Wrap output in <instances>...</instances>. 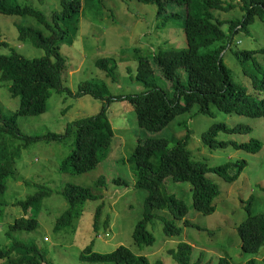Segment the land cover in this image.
<instances>
[{
    "label": "rangeland",
    "instance_id": "rangeland-1",
    "mask_svg": "<svg viewBox=\"0 0 264 264\" xmlns=\"http://www.w3.org/2000/svg\"><path fill=\"white\" fill-rule=\"evenodd\" d=\"M238 1V0H230ZM42 11L48 20L52 13L60 9V0H19ZM94 4V3H92ZM86 7L76 21H61L62 28L69 30L68 38L60 45L64 57L65 71L63 84L72 93L78 90V84L84 82L105 83L108 90L115 95H131L146 90L148 84L140 83L135 78L140 56L152 55L158 49L185 50L188 48L185 36L186 7L169 5L165 15L178 13L183 19H171L165 25L163 17H157L153 5L143 4L138 0H101L100 8ZM86 5V4H85ZM221 18H240L242 13L235 10L229 14L217 13ZM18 26H28L43 30L33 17L3 16L0 14V55L17 52L27 58H40L44 51L30 42L18 40ZM77 26V32L72 27ZM48 35V33H46ZM215 45L208 50H214ZM264 48V24L257 18L250 27V35L239 34L235 37L231 49L224 52V62L236 82L251 88L250 74L244 72L243 66L234 52L256 51ZM100 58L111 59L116 68L117 80L101 75L96 66ZM257 60L264 66V55L257 54ZM246 68L252 71L251 63ZM152 81L173 94V87L162 78L158 67ZM187 80L186 73L181 72ZM151 82V83H152ZM8 83L0 82V108L12 116L19 106V97H13ZM102 101L91 95L76 97L65 90H55L49 98L47 111L41 116H19L17 122L22 130L30 135H44L49 132L63 133L69 122L97 115ZM198 108L178 117L159 134L167 137L171 145L188 134L192 129L189 149L193 157L205 160L209 166H218L229 161L246 160V166L239 178L228 183L224 178L214 174L209 177L218 184L220 193L216 197V210L211 215H203L195 210L193 191L190 182H177L167 178L169 192L182 197L188 205L189 214L185 221L176 220L183 228L180 237L169 238L164 234L163 222L156 219L147 226L155 237L152 246L138 247L134 244V229L143 218L144 202L147 191L135 186V165L132 160L138 137L155 135L145 133L137 123L134 106L128 99L114 101L108 109L115 130V137L110 152L95 169L85 173H71L61 168V163L70 153L75 141V134L69 133L65 139L58 141L39 140L23 146L21 141L20 156L16 159L15 175L7 180V189L0 194V248H8L14 240L34 243L47 254L53 264H115L89 263L80 259L87 246L92 251L109 254L121 246L131 249L136 255L147 257L150 264L158 261L164 264H178L170 250L177 249L180 243L194 246L193 262L216 264L217 259L226 257L231 264H245L255 260L264 264V245L258 253L249 254L241 249V240L237 231L248 214H264V118H252L245 115L227 114L214 109V115L197 114ZM212 124L249 125L252 130L238 133L219 132L217 139L247 142L257 138L263 143L261 151L249 153L233 146L210 148L202 140V134ZM105 177L107 186H98L96 181ZM122 178L127 184H117L115 179ZM67 183L91 187L102 196L89 200L80 207L79 214L73 218L70 226L55 230L57 221L67 209L62 190ZM41 186L48 187L39 208L30 207L26 212L19 205L34 195ZM100 215L98 217V209ZM161 217L171 219L170 213L160 211ZM36 217L38 228L32 232H13L9 239V225L18 218ZM97 223V230L94 226ZM6 259H0L5 264Z\"/></svg>",
    "mask_w": 264,
    "mask_h": 264
},
{
    "label": "trees",
    "instance_id": "trees-1",
    "mask_svg": "<svg viewBox=\"0 0 264 264\" xmlns=\"http://www.w3.org/2000/svg\"><path fill=\"white\" fill-rule=\"evenodd\" d=\"M143 4L153 5L157 9V17L166 14L169 5L186 7L184 19L185 36L188 48L185 50L158 49L153 54L140 56L135 78L140 83L148 84L145 91L131 95H115L108 90L105 83L84 82L78 84L76 93L70 92L63 84L65 71L64 57L60 53V45L68 38L69 30L62 28L61 21H76L81 12L89 4L93 8L101 6V0H60V9L52 13L48 20L45 14L19 0H0V14L3 16L33 17L43 30L33 27L18 26V40L30 42L44 51L40 58H27L17 52L0 55V82L8 83V89L13 97H19V106L12 116L6 115L0 108V194L7 189V180L15 175L16 159L20 156L22 147L39 141H58L73 132L75 141L70 153L61 163L62 169L71 173H85L95 169L108 155L115 137V130L107 113L111 104L118 99H128L134 106L137 123L146 134L138 137L132 160L134 161L135 186L147 191L144 202L143 218L134 229V244L138 247L152 246L155 237L147 226L154 220L161 219L164 234L169 238L180 237L183 228L176 220H187L189 209L185 200L176 193L168 191L167 178L177 182H190L193 191V205L196 211L203 215L215 212V200L220 190L209 174L224 178L228 183L236 181L246 166L245 159L229 161L218 166H209L205 160L195 159L189 149L192 129L188 134L171 145L170 140L159 133L173 123L178 117L186 115L198 108L197 114L214 115V109L227 114L245 115L252 118H264V66L256 55H264V48L256 51H235L234 55L243 66L244 72L250 74L251 88L241 82H236L224 62V52L231 49L234 39L239 34L250 35V27L259 18L264 24V0H138ZM86 4V5H85ZM240 10V18H221L217 13L229 14ZM171 19H183L178 13L163 17L165 25ZM78 27H72L76 33ZM48 33V35H46ZM218 45L211 51H205ZM114 61L100 58L96 61L101 75L117 80ZM153 63L159 68L162 78L171 84L173 94H168L163 88L152 81L156 71ZM251 63L253 70L249 71L246 64ZM186 73L187 80L181 72ZM152 82V83H151ZM64 93L65 90L73 96L91 95L102 101V107L97 115L84 117L66 125L65 132H49L44 135L25 133L17 122L19 116H41L47 111V104L52 91ZM249 125L212 124L202 134V140L210 148H225L233 146L249 153H258L263 147L262 141L252 138L247 142L219 140V132L238 133L251 131ZM159 132V133H158ZM21 141L23 146L17 145ZM117 184H127L122 178L114 180ZM96 184L107 186L105 177H100ZM48 193V187L41 186L34 194L19 205L26 212L30 207L39 208L43 197ZM62 194L67 209L57 221L56 229L70 226L73 218L79 214V208L89 200H97L101 194L94 193L88 186L65 184ZM101 208L98 209V217ZM160 211L170 213V220L159 215ZM39 226L36 217L18 218L9 225L7 236L12 239L13 232H32ZM97 223L94 230H97ZM241 249L245 253L256 254L264 245V214H248L237 228ZM178 264H202L193 262L194 246L180 243L177 249L170 250ZM0 259H6L5 264H53L47 259V254L36 244L14 240L8 248H0ZM80 259L89 263L115 264H150L147 257L136 255L131 249L121 246L109 254L92 251L87 246ZM156 264H164L158 261ZM216 264H231L228 258L220 257ZM245 264H256L250 260Z\"/></svg>",
    "mask_w": 264,
    "mask_h": 264
}]
</instances>
